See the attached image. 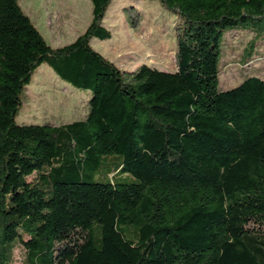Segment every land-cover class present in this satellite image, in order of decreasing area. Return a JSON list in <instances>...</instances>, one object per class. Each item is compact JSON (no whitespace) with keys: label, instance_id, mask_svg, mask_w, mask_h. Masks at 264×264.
<instances>
[{"label":"trees","instance_id":"obj_1","mask_svg":"<svg viewBox=\"0 0 264 264\" xmlns=\"http://www.w3.org/2000/svg\"><path fill=\"white\" fill-rule=\"evenodd\" d=\"M90 1L84 31L51 47L0 0V264L17 244L25 264H264V79L218 88L225 33L252 32L249 59L264 0H157L178 18L175 69L131 72L90 45L111 37V0ZM41 64L89 93L81 119L16 122Z\"/></svg>","mask_w":264,"mask_h":264},{"label":"rangeland","instance_id":"obj_2","mask_svg":"<svg viewBox=\"0 0 264 264\" xmlns=\"http://www.w3.org/2000/svg\"><path fill=\"white\" fill-rule=\"evenodd\" d=\"M19 5L51 47L73 41L91 20L90 0H19ZM177 21L178 18L163 10L157 0H111L103 20L111 39L100 43H104L105 48L101 55L122 71L129 72L143 64L173 71ZM57 35H62V39L53 38ZM252 35L248 30L225 33L219 65V89L234 87L250 74L264 79V36L256 41L249 59L243 55ZM88 98L87 91L62 81L47 64H41L26 86L16 122L58 125L81 119L88 110ZM118 161L119 157H108L103 173L112 170ZM34 177L32 174L27 179ZM18 232V228H10L11 234ZM161 255L162 252L156 257ZM25 257V250L15 245V264H25Z\"/></svg>","mask_w":264,"mask_h":264},{"label":"crops","instance_id":"obj_3","mask_svg":"<svg viewBox=\"0 0 264 264\" xmlns=\"http://www.w3.org/2000/svg\"><path fill=\"white\" fill-rule=\"evenodd\" d=\"M21 7V6H20ZM23 10V9H22ZM62 35L61 36H53V38H57V39H59V40H61L62 39ZM111 39V37L109 38V39H106V40H99V39H97V38H91L90 39V41H89V43H90V45L95 49V50H97V52H99L100 54H103L104 52V43H106L107 41H109ZM74 40V39H73ZM102 42H104L103 44H100V43H102ZM99 45H102V47H99ZM131 71H134V70H129V72H131Z\"/></svg>","mask_w":264,"mask_h":264}]
</instances>
